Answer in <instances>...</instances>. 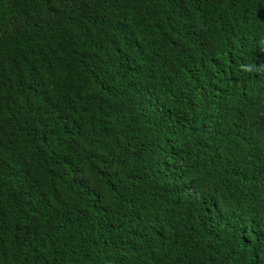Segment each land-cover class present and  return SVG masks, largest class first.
I'll list each match as a JSON object with an SVG mask.
<instances>
[{
  "label": "trees",
  "instance_id": "obj_1",
  "mask_svg": "<svg viewBox=\"0 0 264 264\" xmlns=\"http://www.w3.org/2000/svg\"><path fill=\"white\" fill-rule=\"evenodd\" d=\"M263 54L264 0H0V264H264Z\"/></svg>",
  "mask_w": 264,
  "mask_h": 264
},
{
  "label": "clouds",
  "instance_id": "obj_2",
  "mask_svg": "<svg viewBox=\"0 0 264 264\" xmlns=\"http://www.w3.org/2000/svg\"><path fill=\"white\" fill-rule=\"evenodd\" d=\"M244 62V61H243ZM251 70V69H249ZM255 74H264V54L261 55V57L258 58V61L255 66ZM252 73H250V76L252 77ZM264 82V79H263ZM222 90L224 91V95L222 97V104L220 106V111L225 114L227 110L230 108V106L234 103V100L236 99L238 92L234 86L232 90L227 89L228 85L226 83L223 84ZM205 83H202L198 86L192 87L191 91L185 92V97L188 101V103L196 102L199 103L200 105L204 106L205 105ZM207 107V103H206Z\"/></svg>",
  "mask_w": 264,
  "mask_h": 264
}]
</instances>
